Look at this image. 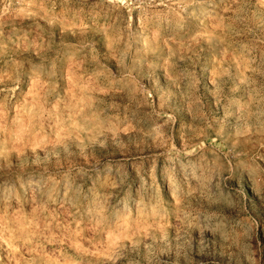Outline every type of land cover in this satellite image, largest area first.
<instances>
[{
  "label": "rangeland",
  "instance_id": "obj_1",
  "mask_svg": "<svg viewBox=\"0 0 264 264\" xmlns=\"http://www.w3.org/2000/svg\"><path fill=\"white\" fill-rule=\"evenodd\" d=\"M0 264H264V0H0Z\"/></svg>",
  "mask_w": 264,
  "mask_h": 264
}]
</instances>
